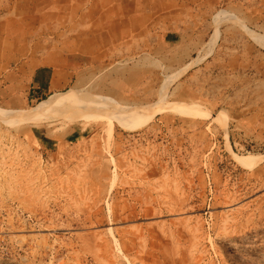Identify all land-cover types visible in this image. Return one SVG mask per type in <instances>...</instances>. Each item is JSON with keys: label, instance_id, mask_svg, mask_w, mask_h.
I'll return each mask as SVG.
<instances>
[{"label": "rangeland", "instance_id": "1", "mask_svg": "<svg viewBox=\"0 0 264 264\" xmlns=\"http://www.w3.org/2000/svg\"><path fill=\"white\" fill-rule=\"evenodd\" d=\"M216 9L188 60L119 39L69 89L0 104V264H264V0ZM56 18L39 31L77 33Z\"/></svg>", "mask_w": 264, "mask_h": 264}, {"label": "crops", "instance_id": "2", "mask_svg": "<svg viewBox=\"0 0 264 264\" xmlns=\"http://www.w3.org/2000/svg\"><path fill=\"white\" fill-rule=\"evenodd\" d=\"M30 1L24 16L27 18L0 19V104L8 108L38 102L83 81L89 65L101 59L102 54L113 52L119 39L128 45L135 41L145 45L156 43L162 48L153 45L149 51L156 50L159 58L168 47L179 53L181 61L188 60L199 45L209 41L216 26L221 37L222 21L216 25L213 18L218 4L229 3V0H46V9L41 11L38 0ZM62 14H70L71 18L76 15L77 23L70 24L78 28L75 35L39 31L42 27L58 28L60 21L55 23L53 18L56 15L58 20ZM263 28L261 23L254 24L255 45L261 41Z\"/></svg>", "mask_w": 264, "mask_h": 264}, {"label": "bare ground", "instance_id": "3", "mask_svg": "<svg viewBox=\"0 0 264 264\" xmlns=\"http://www.w3.org/2000/svg\"><path fill=\"white\" fill-rule=\"evenodd\" d=\"M60 101L55 100L52 96L40 102L36 107H34L30 112H28L29 119H34L36 116H41L45 114L51 107L57 106ZM33 116V118H32Z\"/></svg>", "mask_w": 264, "mask_h": 264}]
</instances>
